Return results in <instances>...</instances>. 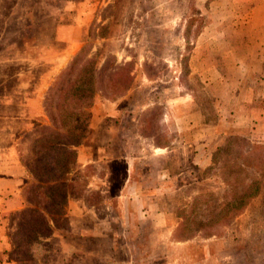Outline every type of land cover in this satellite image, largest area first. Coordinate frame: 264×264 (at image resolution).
<instances>
[{
  "label": "rangeland",
  "instance_id": "obj_1",
  "mask_svg": "<svg viewBox=\"0 0 264 264\" xmlns=\"http://www.w3.org/2000/svg\"><path fill=\"white\" fill-rule=\"evenodd\" d=\"M65 1L0 0V151L11 154L10 147H4L17 136L13 152L30 175V133L38 121L31 120L30 132L25 130L20 121L24 117L17 114L21 108L12 99L33 89L43 97L58 74L49 78L45 61L60 56L63 43L54 37L59 16L64 24L74 18L72 10L62 11ZM210 1L91 0L82 14V41L68 59L82 50L81 61L93 60V69L81 63L82 79L110 77L122 85L119 90L97 84L89 110L98 99L116 102L118 115L103 117V126H114L113 155L123 153L122 142L128 141L126 152L136 159V173L148 178L149 185L155 182L156 170H164L163 196L147 197L146 202L165 209L168 227L178 221L169 232L172 238L191 239L157 243L170 228L153 227L151 220L139 223L119 237L143 241L133 248L134 264H264V26L261 34L256 29L241 35L250 28L241 10L245 5H240L235 20L215 30L228 7L226 0ZM97 104L95 108L106 109ZM9 127L14 132H7ZM89 132L88 127L80 144ZM100 138L106 134L100 132ZM6 165L3 170L10 173L13 168ZM112 170L118 178L123 164L115 163ZM16 175L21 183L0 182V206L11 207L10 191L22 184L24 189L30 181L24 172ZM81 187L74 183L71 190L79 194ZM40 189L29 187L26 198L43 210ZM49 209L54 217L59 215L57 204ZM0 211L9 231H16L15 223L20 227L8 256L10 262L22 261L27 242L19 233L30 222L12 210ZM66 226V221L60 222L61 229ZM71 239L78 248L76 237ZM83 244L98 247L97 264H125L131 253V245H95L88 239ZM62 255L68 254L57 256ZM79 260L51 259L55 264H81Z\"/></svg>",
  "mask_w": 264,
  "mask_h": 264
},
{
  "label": "crops",
  "instance_id": "obj_2",
  "mask_svg": "<svg viewBox=\"0 0 264 264\" xmlns=\"http://www.w3.org/2000/svg\"><path fill=\"white\" fill-rule=\"evenodd\" d=\"M17 1L18 0H14V3ZM65 3L66 6L64 9L62 8V11L68 12L72 10L73 13H71V17H74V20L72 19L69 23L64 24L61 22V14L58 22L55 24V40L63 44L60 49V56H56L50 59V61H45L47 62L46 66L50 68V70H48L49 78H52L58 71L60 72L64 64L66 62L68 63L70 56L79 48L83 35L82 14L85 15L86 5L92 4L91 0H66ZM211 3L212 0L210 1V4ZM226 3L228 7L226 10H228V12L226 11L224 16L216 22L214 25L215 30L220 26V23L226 22V20L234 21L236 12H239L238 6L245 5L241 10L247 17L246 21L249 22L248 28L250 29L240 34L247 35L252 30L256 29H259L258 33L261 34L260 26H264V0H226ZM229 5H231L232 8H229ZM209 9L212 10L211 5ZM245 26H247V24ZM217 34L223 35V31L219 30ZM210 50H212V48H210ZM62 54H66L64 60L61 59ZM43 97L42 94L37 93V90L33 89L32 91L29 90L27 93L18 94L15 99H12L15 105L21 108L17 114L20 113V115L24 117V120L20 118V121H24L25 130L29 132L30 129L27 126L32 125L30 123L31 120L38 121L36 126L50 125L43 108ZM23 100L24 102H22ZM95 102L93 103L94 105L92 104L91 106L92 112L89 110L90 124L88 121V127L90 132L84 138L83 143H79L74 147V163L69 171L61 178V180L64 181L66 189L63 194L58 192H54L53 194L47 193L44 198L46 206L43 210H40L39 207L27 201L26 195L28 188L41 182L30 175L27 170L25 171V169H23L19 155L14 154L13 151L15 148L13 146L17 145L16 140L18 137L14 136L13 139L11 138L10 142L4 147L6 149L10 147L9 150L11 151H9V153L11 154H8V152L5 153L6 151H0V182L10 181V183L12 182L14 184L21 183V176L18 177V175H16L17 172L26 173L25 176H28L30 180L24 189V184H22L19 187L17 186L18 188L13 191H10V194H12L10 196L12 206H9L10 208L0 206L1 209L6 211L12 210V214L19 213L20 215L24 210L32 209L33 214L40 217L41 224L43 226L45 225L44 228L41 229L33 225V221L39 218L28 221L32 222L31 225L26 231L21 233L23 240H25L26 237L28 238V241L25 240L28 242L25 251L27 256H25L22 261L10 262L8 255L9 250L14 245L12 244L14 241L10 240L9 236L15 231H9L8 221L4 222L0 220V264H55L54 261H51L52 258H57V260L60 261L65 259V261L68 262L71 258L75 259V257H78V260L82 258L83 262L81 264H97L98 247L84 246L83 239H88L94 242L95 245L106 242L116 247V245L120 243L126 245L127 249L128 245H131V253L127 255L125 264H134L136 258L132 255L133 248H138L143 241L139 237H136V239L132 237V239H125V241H122L119 240L120 235H123L127 230L131 232L133 230L132 228L137 226V224L140 223L141 225V223L146 221L150 222V220L153 227L166 228L165 209L146 202L147 197L154 198L159 195L163 196L165 192L164 170L158 168L156 170L155 182L151 181L150 185L147 184L148 178L144 179L142 176L139 177V173L138 175L136 173L134 165V160L136 159L127 154L126 146L128 141L126 140L122 142L124 152L120 153L118 156H114L111 150L115 142V139H113L114 126L113 124L103 126V117H107V115H118L120 110L117 108L116 102L105 99L104 102H106V104H104L98 99V104H96H102L106 109H103L101 105L95 108ZM6 130L7 132H14L10 127ZM33 130L34 129H31V131ZM100 132L105 133L106 138L96 139ZM9 135L11 134L8 133V136ZM18 143H20V141H18ZM8 162H10V165H6ZM117 162L123 164V172L118 178L114 177L112 170V166ZM4 164L15 169H12L10 173H5L6 171L3 170ZM88 171L90 172L88 173ZM115 179H118L119 182L116 183ZM74 183L77 185L81 183L82 185L79 194H75L74 191L71 190ZM9 185L8 183L5 186ZM6 190L7 187H4V192ZM1 194L2 192L0 191V195ZM59 195H61V198H59L61 203L58 212L56 211L59 215L54 217L51 213L52 210L49 209V205L52 204L51 201L53 198H55V196L60 197ZM92 196H97L98 200L92 201ZM6 197V199H9L8 195H6ZM19 198H21V200H19ZM2 200L4 199L2 198ZM54 200L57 201V198ZM19 201H22L23 204H17ZM61 221H66V228L61 229ZM177 223L178 221L174 225L176 226ZM15 225L17 231L20 227H18L16 223ZM174 225H171V228ZM116 226H118L120 230H117ZM168 228L170 227L167 226V229ZM171 228L167 230L168 233ZM72 236H75L76 240L80 243L78 248L77 245L76 248H73L74 243H72ZM165 239L170 243L181 244L191 241V239L188 241H184V239H174L169 233L168 235L157 237L156 242L164 243L166 241ZM75 251L79 254H76ZM64 252L68 254L66 257L63 255L57 256L59 253L63 254ZM55 254L56 256H54ZM2 257L4 258V262H1Z\"/></svg>",
  "mask_w": 264,
  "mask_h": 264
},
{
  "label": "trees",
  "instance_id": "obj_3",
  "mask_svg": "<svg viewBox=\"0 0 264 264\" xmlns=\"http://www.w3.org/2000/svg\"><path fill=\"white\" fill-rule=\"evenodd\" d=\"M81 51L71 58L65 68L60 70L44 94L43 108L50 125L36 126L30 133L34 140L30 150L33 161H28L26 166L32 176L41 182L33 186L41 188L39 191L44 193V198L47 193L63 194L66 189L61 178L72 167L75 157L74 147L81 142L88 130L89 107L93 100V94L97 90L96 85L104 84L106 88H119V90L122 87L119 82L110 77L106 80H98L93 76H90L88 80L82 79L79 73L82 69L81 63L87 62L89 69H93V60L89 61L84 58L81 61ZM79 63L80 65L76 68ZM126 87L123 86V89ZM59 196H55L57 203L53 198L52 206L57 204L58 208L60 207L59 198L61 195ZM236 213L232 212L233 215ZM16 215L19 219L26 218L27 221L39 218L33 221V225L39 229L45 226L41 224L40 217L33 214L32 209L24 210L21 215L16 213ZM16 233L18 232L10 233V238L12 237L11 240L14 242L17 238ZM26 238L25 240L28 241Z\"/></svg>",
  "mask_w": 264,
  "mask_h": 264
}]
</instances>
